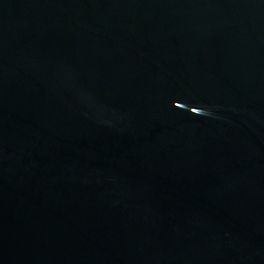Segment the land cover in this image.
<instances>
[{
  "label": "water",
  "instance_id": "1",
  "mask_svg": "<svg viewBox=\"0 0 264 264\" xmlns=\"http://www.w3.org/2000/svg\"><path fill=\"white\" fill-rule=\"evenodd\" d=\"M0 264H264V0H0Z\"/></svg>",
  "mask_w": 264,
  "mask_h": 264
}]
</instances>
